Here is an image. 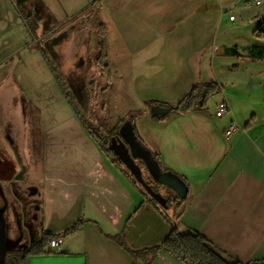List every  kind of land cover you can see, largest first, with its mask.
Returning <instances> with one entry per match:
<instances>
[{
	"label": "crops",
	"instance_id": "1",
	"mask_svg": "<svg viewBox=\"0 0 264 264\" xmlns=\"http://www.w3.org/2000/svg\"><path fill=\"white\" fill-rule=\"evenodd\" d=\"M94 2L0 0V120L11 110L21 129L22 169L12 177L37 184L39 231L61 241L59 250L50 244L26 264H134L129 250L159 246L172 230L86 132L20 12L42 18L46 46ZM98 6L112 69L107 111L134 113L160 168L185 179L189 204L175 226L200 233L237 261L264 262V89L252 105L258 90L247 81L254 74L241 76L249 67L264 76V60L249 56L264 46L242 52L218 43L224 8L233 7L220 0H101ZM200 83L221 88L207 108L154 119V102L176 105ZM225 100L231 112L218 118ZM233 121L241 129L227 138ZM7 179L0 171L1 190ZM76 224L78 231L65 235ZM151 264L183 263L161 253Z\"/></svg>",
	"mask_w": 264,
	"mask_h": 264
},
{
	"label": "trees",
	"instance_id": "2",
	"mask_svg": "<svg viewBox=\"0 0 264 264\" xmlns=\"http://www.w3.org/2000/svg\"><path fill=\"white\" fill-rule=\"evenodd\" d=\"M101 0H95L87 12L81 16L85 17L92 25L97 38V55L94 61L95 67L99 69V74H93L89 61L88 68L85 73L81 74L80 70H75L64 75L55 60H51L47 50L37 43V51L41 52L45 58L51 72L55 76L62 93L77 118L90 137L98 144L102 152L116 166L121 173L135 184L142 191L146 202L152 204L160 210L162 216L167 220L171 227V233L164 242L156 247L143 251H130L134 264L142 261L144 264H151L155 258L161 253L171 256L174 260L183 264H248L237 261L225 252L219 249L216 245L210 242L206 237L198 232H182L175 226V222L180 220L189 204V194L187 199L179 198L169 187L162 186L153 181L139 182L135 176L124 167V161L119 158L115 146L121 147L129 155L128 146L122 140L118 126H113L107 119V92L111 85L112 69L109 62V54L107 49V28L99 19V3ZM22 17L30 31L32 40L35 45L37 40L38 30L42 23V18L34 15H26L20 9ZM259 31L264 33V29L259 27ZM36 49V48H35ZM249 56L264 60V48L253 47L249 50ZM237 56H240L236 53ZM85 81V82H84ZM105 84V87L103 86ZM76 94L74 93V91ZM221 88L217 83L197 84L191 91L180 100L176 105H169L161 102H154L151 107L154 119L158 121H166L171 116L176 114H189L195 110L207 108L209 100L219 94ZM101 101V104H100ZM99 109V110H98ZM96 110H98L96 112ZM101 114V115H100ZM127 120L123 121L132 127L136 140L148 151H150L139 137L136 128V116L134 113ZM121 126V125H120ZM151 153V151H150ZM154 160L157 161V156L151 153ZM129 160L130 157L128 156ZM141 161V160H140ZM143 169H146L145 164L141 161ZM169 171V170H167ZM180 177V176H178ZM185 183V179L180 177ZM187 185V183H186ZM188 186V185H187ZM41 225V224H40ZM80 224H76L69 229L65 235L75 233L80 228ZM53 235L40 231L34 238L35 242L27 249L25 254H42L45 252L47 243L51 244L54 240ZM40 244H37L38 241ZM123 247L124 244L121 242ZM12 253V252H9ZM23 259V258H22ZM20 260V259H19ZM6 263L7 261L6 256Z\"/></svg>",
	"mask_w": 264,
	"mask_h": 264
},
{
	"label": "rangeland",
	"instance_id": "3",
	"mask_svg": "<svg viewBox=\"0 0 264 264\" xmlns=\"http://www.w3.org/2000/svg\"><path fill=\"white\" fill-rule=\"evenodd\" d=\"M224 5H233V7L229 10L228 14H225V18H223L218 26V43H225L226 45H230L233 47H238L239 50L245 52L248 47L252 46H264V33L259 31V27L262 26L264 29V2L262 6H248L245 1L240 0H220ZM230 14H233L236 18V21H230ZM86 18L81 16L74 23L66 25L62 28L61 32L66 30H71V36L68 38L66 43L62 45L59 49L58 53L63 55V59L59 60L60 66L58 62L56 64L61 67V71L64 75H68L72 71H75L76 68L82 69L81 74L85 73L87 68V60L90 61L91 71L93 74H99V69L95 67V57L97 52V38L96 33L92 25L89 22H86ZM261 33V34H260ZM42 33H39L38 30V38L35 41V48L37 50V43L39 42L41 47L45 48L43 39L41 40ZM41 36V37H40ZM48 36L47 38H49ZM89 38V45H86V39ZM221 51V50H220ZM48 55L51 60H55L54 56L48 52ZM242 60V58L238 59ZM243 60H247V58H243ZM80 62V63H79ZM81 64V65H80ZM260 69V67H259ZM254 74L253 80H244L247 83H252V85L256 86V90H258L254 95L251 96L252 105L253 102H257L261 98V87L264 89V76L257 69L254 70L252 67H249L248 71L244 72L241 76L243 79H246L245 74L248 76ZM252 77H250L251 79ZM85 82V81H84ZM105 87V84L103 85ZM73 90V89H72ZM108 93V92H107ZM215 97V96H214ZM101 104V101H100ZM99 110V109H98ZM96 110V112L98 111ZM4 111V110H3ZM101 115V114H100ZM131 115L129 113H121L107 111V119L113 126H118L120 129L122 128V122L127 120ZM1 117V113H0ZM15 114L11 110L6 111V115L3 114L1 118V123L3 122L2 128L0 127V169L3 172L5 170L11 171H19L22 169V165L19 161L17 151L18 149V140L21 134V129L18 124H15ZM1 125V124H0ZM121 125V126H120ZM119 129V131H120ZM13 137L14 142L9 144L7 142V138ZM7 142V143H6ZM2 144V145H1ZM4 144V145H3ZM116 152L124 163V167L128 169L139 182H149L151 180L150 175L147 170L143 169L142 163L140 160L132 159L129 160L125 151L115 146ZM20 155V154H19ZM20 169V170H19ZM27 175V174H26ZM9 187L8 189L4 187L3 196H5L6 208H0V213H6V217L4 220L9 224L10 229H13L15 233L20 232L23 228L20 225V214H22V197H27L25 202H33L34 211L36 218L40 220V189L37 184L30 180L28 182V176L25 177V185H22L20 182H17L16 179L10 177L7 179ZM0 195V200L3 197ZM34 199V200H33ZM32 203V204H33ZM6 211V212H5ZM15 217L16 221H13ZM18 219V220H17ZM19 228V229H18ZM11 231V230H10ZM23 232V231H21ZM10 234V232H9ZM9 237V236H8ZM11 238V237H10ZM13 238V237H12ZM42 241L36 242L40 244ZM49 243L45 246L49 247ZM45 248V249H46ZM30 254H34L32 251ZM29 254V255H30ZM25 254L22 263L26 264V258L29 256Z\"/></svg>",
	"mask_w": 264,
	"mask_h": 264
},
{
	"label": "water",
	"instance_id": "4",
	"mask_svg": "<svg viewBox=\"0 0 264 264\" xmlns=\"http://www.w3.org/2000/svg\"><path fill=\"white\" fill-rule=\"evenodd\" d=\"M72 32L70 29L64 32L59 33L56 37L51 38L46 42V48L50 51V53L54 56L56 62H58L60 66V56L61 53H58L59 49L62 47L64 43L70 38ZM89 38L86 39V45H89ZM58 48V49H57ZM80 63V62H79ZM89 60H87V68H88ZM81 65V64H80ZM61 68V67H60ZM86 68V70H87ZM76 70H82L76 68ZM74 91V90H73ZM76 94V92L74 91ZM120 136L124 143L128 146L129 155L125 151L127 157L130 159L141 160L150 175V178L162 186L169 187L179 198L187 199L189 194V188L186 183L178 177L176 174L170 171L162 170L157 161L154 160L153 155L144 148L134 137V132L132 127L125 123L119 131ZM6 215L2 213L0 216V263L6 264V256L8 252H15L14 245L17 243L13 238L8 237V232L10 230L9 224L6 220H4ZM35 240L32 239L31 243H34ZM28 247V246H27ZM26 247V248H27ZM10 264H20L18 258H12L9 260ZM250 264H264V262H253Z\"/></svg>",
	"mask_w": 264,
	"mask_h": 264
},
{
	"label": "flooded vegetation",
	"instance_id": "5",
	"mask_svg": "<svg viewBox=\"0 0 264 264\" xmlns=\"http://www.w3.org/2000/svg\"><path fill=\"white\" fill-rule=\"evenodd\" d=\"M0 171H1V169H0ZM2 173H3L4 177H7V178H10L13 176V171H11V170L6 171L5 168L3 169ZM3 192H4V190L0 189V195L3 196ZM26 198L27 197H25V198L22 197V202H21L22 214H20V225L23 228V230H21V228H20L19 233L14 232L13 235H11L13 237V239L17 241V243L13 246L15 249V252H12V253L8 252V254H7V261L8 262L12 258H18L21 260L24 257L27 249L29 247H31L32 239L36 238V236L40 233L39 229H40L41 223H40L39 218H36V215H35V211H34V204L35 203L25 202ZM6 203H7V201L5 200V196H3L2 199L0 200V208H5L7 211ZM1 215H2V213H0V216ZM5 215H6V213H5ZM8 218H13V217H8ZM13 219H14L13 221H16L15 217ZM21 231H23V232H21Z\"/></svg>",
	"mask_w": 264,
	"mask_h": 264
},
{
	"label": "built area",
	"instance_id": "6",
	"mask_svg": "<svg viewBox=\"0 0 264 264\" xmlns=\"http://www.w3.org/2000/svg\"><path fill=\"white\" fill-rule=\"evenodd\" d=\"M241 1V0H240ZM242 1H245V3L248 5V6H252V5H256V6H262L263 5V2L264 0H242ZM232 8V7H231ZM230 7L228 8H224V11H227L229 12V10L231 9ZM230 20L231 21H236V18L233 14H230ZM58 33H54L53 36H57ZM231 112V108L227 102V100L225 101H222L219 105H218V108H217V112H216V116L218 118H224L226 115H228L229 113ZM240 126L237 122L233 121L231 122L228 130L226 131V137L229 138L231 137L232 135H234L235 133H237L239 130H240ZM51 246L57 250L60 249V246H61V241L58 240V239H55L51 242Z\"/></svg>",
	"mask_w": 264,
	"mask_h": 264
}]
</instances>
